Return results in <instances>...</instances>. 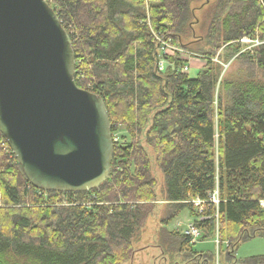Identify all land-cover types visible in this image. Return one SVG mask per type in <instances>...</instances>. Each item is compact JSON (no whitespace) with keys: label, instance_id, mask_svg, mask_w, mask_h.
I'll list each match as a JSON object with an SVG mask.
<instances>
[{"label":"trees","instance_id":"16d2710c","mask_svg":"<svg viewBox=\"0 0 264 264\" xmlns=\"http://www.w3.org/2000/svg\"><path fill=\"white\" fill-rule=\"evenodd\" d=\"M48 1L71 36L78 85L106 103L115 153L99 188L46 191L4 149L0 131V264H123L159 200L167 202L157 244L164 258L216 264V254L195 251L191 236L165 227L187 209L204 238L218 224L220 264H237L238 244L264 235V75L222 78L213 57L236 45V59L264 74V0L218 1L206 44L194 49L207 60L195 77L158 39L193 51L183 43L193 32L192 0ZM244 36L261 43L245 50ZM162 57L173 67L160 70ZM120 128L129 142L115 141ZM154 166L164 177L162 198ZM216 188L218 206L206 201L200 213L189 202L208 200Z\"/></svg>","mask_w":264,"mask_h":264},{"label":"water","instance_id":"95a60500","mask_svg":"<svg viewBox=\"0 0 264 264\" xmlns=\"http://www.w3.org/2000/svg\"><path fill=\"white\" fill-rule=\"evenodd\" d=\"M75 71L71 36L48 0H0V131L41 190L88 191L111 173L106 103Z\"/></svg>","mask_w":264,"mask_h":264},{"label":"rangeland","instance_id":"374dc122","mask_svg":"<svg viewBox=\"0 0 264 264\" xmlns=\"http://www.w3.org/2000/svg\"><path fill=\"white\" fill-rule=\"evenodd\" d=\"M219 0H192L191 8L194 9L192 28L193 32L189 33L187 37H183V43H186L191 47L193 51H190L187 48H184L180 45H176L170 41V44L173 46H177L181 49V53L176 54H168L171 56L183 57L186 59L184 54H187V60L185 63H189L190 72L188 73L190 76H197L198 72L205 67L207 60L203 58L202 54L194 52V49L203 46L206 44V34L208 32L209 23L211 22L213 11L215 5ZM243 43V42H242ZM254 44L252 41L247 40L244 41L243 46L246 48L249 45ZM189 52V53H188ZM190 53H194V55H190ZM237 47L236 45H230L222 47L216 56L213 57V60L217 63L222 64V78L226 76H232L231 78L239 79V78H248L250 76H254L258 79L263 78V72L253 63L247 60H238L237 57ZM184 59V60H185ZM204 59V60H203ZM226 60L223 61V60ZM173 67V63L169 60L165 59L163 62V70H167L168 66ZM198 68V70H197ZM161 70V69H160ZM115 137L120 143L129 142L130 138L127 135V132L124 128H120L115 134ZM151 155H153L151 153ZM152 157V156H151ZM153 159V158H152ZM154 174L158 177V193L160 198L163 196V188H164V177L161 171L154 166ZM264 199V198H262ZM261 200V199H260ZM166 201L159 200V206L154 212L152 216H149L147 219L146 225L144 227L142 237L140 241L135 243L136 252L133 254V258L123 264H173V257L166 259L164 258V253L161 248L157 245L159 243V226H160V218L163 214ZM188 217V210L185 209L182 211L175 219H173L169 224L165 227L168 229V225L175 224L178 220L186 222ZM189 224H185L179 229H177L174 233H182L188 229ZM169 230V229H168ZM193 248L195 251L199 253H209L216 254L217 252V243L214 241V237L204 238L201 236L194 244ZM264 256V235L257 236L245 241H242L238 244L236 249V260L237 264H248L245 261L252 259L254 257ZM257 264H264L263 261L258 262Z\"/></svg>","mask_w":264,"mask_h":264},{"label":"built area","instance_id":"2783aa9c","mask_svg":"<svg viewBox=\"0 0 264 264\" xmlns=\"http://www.w3.org/2000/svg\"><path fill=\"white\" fill-rule=\"evenodd\" d=\"M158 39L162 42V47L161 48H162L163 54H176V53L180 54L181 53V55H182V51H181V49L179 47L171 45L170 41H168V40H163L160 37H158ZM247 40L252 41L254 44L247 46L246 48H244L245 50L246 49H251L253 46L258 45V44L261 43L259 38H252L251 36H244L243 38L240 39V42L244 43V41H247ZM184 55L186 56V59L183 58L182 56L180 58L187 60L188 59L187 56H189V55H187V54H184ZM190 55H194V53H190ZM164 61H165V58H163V57L159 61V68L161 70L164 69V67H163V62ZM190 69L191 68H190L189 63H185L183 65V67L181 68V71L185 72V73H189ZM115 141H117L116 137H115ZM3 146H4V149L6 151H10V146L9 145L4 143ZM206 201L214 203L217 206L219 205L220 199H219V192H218L217 188L212 193H210L208 200H202V199H200L198 197L195 198V199H190L189 200V202H191L195 207L198 208L200 213L203 212L204 203ZM259 203H260L261 207L264 209V199L259 200ZM208 218H209V216H203L202 215V216L199 217V220H206ZM184 234L191 236L192 241L195 243L201 236H203V230L198 228L196 224L191 223ZM214 241L217 243V247H218L217 252H216V264H220V259H219V251L220 250H219V247H220L221 240H220L219 234H218V224H217V234L214 236ZM224 244L228 245L229 241H225Z\"/></svg>","mask_w":264,"mask_h":264},{"label":"crops","instance_id":"0c3cea01","mask_svg":"<svg viewBox=\"0 0 264 264\" xmlns=\"http://www.w3.org/2000/svg\"><path fill=\"white\" fill-rule=\"evenodd\" d=\"M197 70H198V68H197ZM184 220H186V222H183V221H181V220H178L175 224H170V225H168V229H169V231H171V232H176L177 231V229H179V227H181V226H183V225H185V224H191V223H194V224H196L197 222H196V220H197V218H195V217H193L191 214H190V212L188 211V217L186 218V219H184ZM199 220V219H198Z\"/></svg>","mask_w":264,"mask_h":264}]
</instances>
